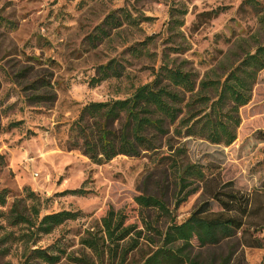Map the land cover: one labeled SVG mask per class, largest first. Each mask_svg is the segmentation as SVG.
<instances>
[{
    "label": "rangeland",
    "instance_id": "1",
    "mask_svg": "<svg viewBox=\"0 0 264 264\" xmlns=\"http://www.w3.org/2000/svg\"><path fill=\"white\" fill-rule=\"evenodd\" d=\"M256 1L259 8L247 0H0L4 17L0 22L4 126L0 154L8 162L0 172V189L9 190L8 203L0 207V237L11 233L1 247L7 250L0 255V264H23L29 249L36 248L60 255L56 264H102L81 240L88 230L102 229V218L110 208L125 214L127 224L137 226L133 235L143 232L124 264L141 262L160 239L145 223L165 229L170 219L159 211L141 209L136 196L141 192L165 195L175 220L181 223L209 195L197 183L189 184L185 192L195 190L175 210L178 166L197 164L207 176L221 183L233 181L243 192L262 188L264 137L257 134L264 130V70L251 101L240 108L242 124L230 147L185 136L186 127L177 122L170 125V133L159 141L156 151L137 157L120 155L95 164L80 150L68 149L71 125L84 105L129 97L154 78L153 70L166 56L172 64L188 61L186 67L198 73L199 80L223 79L244 50L264 42L260 23L261 17L264 22V0ZM120 8L138 22L125 20L117 28L109 27V36L93 42L98 27ZM171 9L182 24L169 27ZM111 60L123 67L121 76L93 84L98 67ZM49 93L56 99H48ZM44 95L38 102L30 99ZM209 95L214 96V91ZM203 109L196 106L198 112ZM188 115L182 114L181 119ZM16 121L21 122L19 126L8 127ZM81 186L89 189L85 196L64 193ZM29 191L40 199L36 203L40 217L63 210L80 215L50 233L10 225L7 217L16 199L33 204L27 198ZM210 205L220 209L215 201ZM243 251V264H264V248L245 247ZM104 264H110L107 254Z\"/></svg>",
    "mask_w": 264,
    "mask_h": 264
},
{
    "label": "trees",
    "instance_id": "2",
    "mask_svg": "<svg viewBox=\"0 0 264 264\" xmlns=\"http://www.w3.org/2000/svg\"><path fill=\"white\" fill-rule=\"evenodd\" d=\"M247 2L259 8L258 1ZM174 11L171 9L172 16ZM262 18L260 23L264 25ZM3 20L0 14V22ZM125 20L130 24L138 22L125 8L115 10L98 27L99 32L92 35V41L109 36L108 28H117ZM177 22L173 16L169 27ZM178 23L182 24V21ZM187 62L172 64L166 56L161 65L153 70L154 78L139 86L129 97L91 101L84 105L71 125L68 149L80 150L95 164L107 163L120 155L137 157L156 151L159 141L170 133V125L177 122L186 127L185 136L232 146L242 124L240 108L251 101L258 76L264 70V42L244 50V55L226 71L223 79L209 77L199 80V74L186 67ZM122 68L111 60L98 67L91 81L98 84L110 77H120ZM24 74L22 72L21 76ZM1 87L0 81V90ZM212 91L214 96L209 95ZM55 96L49 93L47 98L55 100ZM43 98H46L45 95L30 97L33 102ZM199 105L204 107L200 112L196 111ZM184 113L189 115L181 119ZM20 123L12 122L8 127H17ZM2 131L4 126L0 116V133ZM257 135L264 137V130ZM7 166L6 155L0 154V172ZM176 169L180 189L176 195L175 210L195 190L185 192L189 184L197 183L209 195L181 223L175 220L165 195L141 192L136 196L135 201L141 209L159 211L170 221L165 229L156 227L152 222L145 223V228L155 231L160 239L147 256L135 264H243L245 247L264 248V182L261 189L243 192L235 187L233 181L221 183L216 177L207 176L197 164L178 166ZM210 185L214 187L210 189ZM64 193L85 196L89 189L81 186ZM8 196V189H0V207L6 206ZM27 198L33 203L31 206L24 199H16L12 204L7 217L10 225L26 226L35 233H50L65 221L77 219L80 215L76 211L63 210L40 217V208L36 205L40 201L38 195L29 191ZM212 201L218 203L219 210L211 208ZM2 228L0 223V231ZM136 228L133 223L127 224L125 214L110 208L102 218V229L88 230L81 242L97 254L102 264L105 254L110 264H124L142 237L140 230L138 235H133ZM5 234L0 237V255L7 250L1 247L11 235ZM125 241L128 243L124 244ZM60 258V255L47 249H29L23 264H56ZM77 260L84 262L83 259Z\"/></svg>",
    "mask_w": 264,
    "mask_h": 264
},
{
    "label": "built area",
    "instance_id": "3",
    "mask_svg": "<svg viewBox=\"0 0 264 264\" xmlns=\"http://www.w3.org/2000/svg\"><path fill=\"white\" fill-rule=\"evenodd\" d=\"M38 174H39L38 172H37V173H35V175H36V176H38Z\"/></svg>",
    "mask_w": 264,
    "mask_h": 264
}]
</instances>
